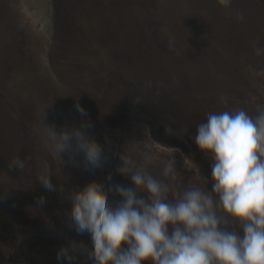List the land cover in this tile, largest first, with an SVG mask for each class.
<instances>
[{"label":"rangeland","instance_id":"obj_1","mask_svg":"<svg viewBox=\"0 0 264 264\" xmlns=\"http://www.w3.org/2000/svg\"><path fill=\"white\" fill-rule=\"evenodd\" d=\"M231 9L217 0H0V264H91V248L73 240L68 195L118 200L109 185L132 186L116 171L122 159L158 179L173 164L181 190L211 191L197 125L209 112L264 109V0ZM43 108L42 124L57 133L90 122L102 179H85L79 155L58 159L42 146ZM17 157L23 169L10 164ZM44 162L52 191L37 182Z\"/></svg>","mask_w":264,"mask_h":264},{"label":"clouds","instance_id":"obj_2","mask_svg":"<svg viewBox=\"0 0 264 264\" xmlns=\"http://www.w3.org/2000/svg\"><path fill=\"white\" fill-rule=\"evenodd\" d=\"M217 4L232 14V0ZM235 16L244 20L242 13ZM220 100L226 104L228 97L222 94ZM44 108L38 128L42 146L58 159L61 153L70 160L79 155L85 179H102L107 169L85 131L90 122L57 133L54 126L42 124ZM76 108L86 116L79 104ZM192 139L211 157V191L199 186L181 190L173 164L165 163L163 179H158L122 159L116 171L130 176L132 186L109 185V195L118 200L68 195L73 240L77 249L91 248V264H264V109L255 117L244 108L209 112ZM10 164L25 167L19 157ZM51 175L44 162L37 182L48 191L54 187ZM44 202L41 196L38 205ZM65 255L60 250L57 260ZM84 264H89L86 257Z\"/></svg>","mask_w":264,"mask_h":264}]
</instances>
